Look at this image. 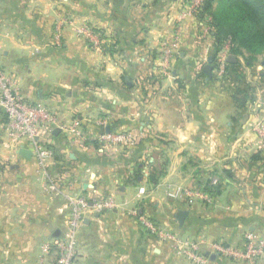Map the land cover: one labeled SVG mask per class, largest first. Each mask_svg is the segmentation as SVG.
<instances>
[{
	"label": "crops",
	"instance_id": "0c3cea01",
	"mask_svg": "<svg viewBox=\"0 0 264 264\" xmlns=\"http://www.w3.org/2000/svg\"><path fill=\"white\" fill-rule=\"evenodd\" d=\"M184 6L0 0V65L28 103L57 120L41 138L52 151L41 167L33 143L8 133L0 109V264H55L43 246L64 230L73 195L111 196L117 205L86 213L73 264H243L212 244L241 246L247 231L264 239V142L256 131L264 126V50L249 63L228 43L217 50L203 19L179 20ZM82 25L102 30L111 51L91 47L76 33ZM175 36L179 49L163 73L159 51ZM98 119L110 132L131 133L134 144L101 140ZM73 123L82 136L69 130ZM216 175L218 189L207 191ZM187 188L209 198H188ZM134 209L195 241L203 262L147 231ZM179 210L187 212L181 224Z\"/></svg>",
	"mask_w": 264,
	"mask_h": 264
},
{
	"label": "built area",
	"instance_id": "2783aa9c",
	"mask_svg": "<svg viewBox=\"0 0 264 264\" xmlns=\"http://www.w3.org/2000/svg\"><path fill=\"white\" fill-rule=\"evenodd\" d=\"M204 0H185L183 11L179 15V20L187 16H196L201 9ZM209 17L204 18L205 29L210 32ZM76 33L84 38L91 47L103 49L104 44L108 43L107 38L98 32L94 27L82 25L77 28ZM179 49V37L161 45L159 54L161 59V71L167 73L169 63ZM0 109L6 116V129L8 133L17 139H29L35 148V154L39 166H45L48 159L52 157V151L47 147L41 138L51 134L56 126V117L45 106L39 103L30 104L20 94L15 78L0 65ZM100 128L105 127V121L96 120ZM69 129V128H66ZM77 136H82V129L78 123H73L69 129ZM256 131L264 142V126H259ZM101 140L112 144H134V137L128 132H109L100 135ZM220 183L218 176H213L209 185L215 186ZM54 187L53 182H51ZM185 196L192 198L194 196L207 199L208 192L197 188L185 189ZM68 214L65 220V227L61 235L54 238L43 246L46 254L53 253L56 257L55 264H73L76 256V242L78 231L88 212H101L116 208L113 197L103 196L99 198L88 199L81 195L67 196ZM131 214L136 216L147 231L160 235L163 240H168L173 248L195 263H202L204 255L201 254L197 243L193 240H180L171 232L161 230L160 227L134 209ZM212 249L221 257L227 258L236 263L259 264V259L264 252V239L253 231H247L243 236L241 246H230L223 242H215Z\"/></svg>",
	"mask_w": 264,
	"mask_h": 264
},
{
	"label": "trees",
	"instance_id": "16d2710c",
	"mask_svg": "<svg viewBox=\"0 0 264 264\" xmlns=\"http://www.w3.org/2000/svg\"><path fill=\"white\" fill-rule=\"evenodd\" d=\"M196 16L209 17L210 33L217 50L228 43L230 53H247V63L264 50V0H204ZM95 29L105 35L102 30ZM111 48L112 45L106 43L102 51H111ZM228 66L232 63L226 61L225 68ZM218 186L206 184L205 189L217 190Z\"/></svg>",
	"mask_w": 264,
	"mask_h": 264
},
{
	"label": "water",
	"instance_id": "95a60500",
	"mask_svg": "<svg viewBox=\"0 0 264 264\" xmlns=\"http://www.w3.org/2000/svg\"><path fill=\"white\" fill-rule=\"evenodd\" d=\"M210 66L206 67V70H209ZM110 132V128L109 127H105L103 128L100 133H109ZM187 212L185 210H179L175 216V218L177 219V221L179 222V224H181L186 216Z\"/></svg>",
	"mask_w": 264,
	"mask_h": 264
}]
</instances>
